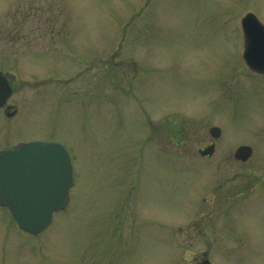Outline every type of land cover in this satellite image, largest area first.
Returning a JSON list of instances; mask_svg holds the SVG:
<instances>
[{
  "label": "rangeland",
  "instance_id": "rangeland-1",
  "mask_svg": "<svg viewBox=\"0 0 264 264\" xmlns=\"http://www.w3.org/2000/svg\"><path fill=\"white\" fill-rule=\"evenodd\" d=\"M249 12L264 23V0H0V69L18 108L0 110V150L62 143L76 173L40 235L0 207V264H195L205 250L214 264H264ZM212 126L222 135L203 159ZM241 145L254 148L246 163Z\"/></svg>",
  "mask_w": 264,
  "mask_h": 264
},
{
  "label": "water",
  "instance_id": "water-1",
  "mask_svg": "<svg viewBox=\"0 0 264 264\" xmlns=\"http://www.w3.org/2000/svg\"><path fill=\"white\" fill-rule=\"evenodd\" d=\"M246 52L250 67L264 73V25L252 13L243 19ZM13 93L7 77L0 72V107ZM218 138L220 128H212ZM214 147L203 151L213 154ZM253 154L250 146H241L236 159L247 161ZM74 184V165L67 148L59 143L34 142L0 153V203L12 211L20 227L32 234L44 231L53 214L64 208Z\"/></svg>",
  "mask_w": 264,
  "mask_h": 264
},
{
  "label": "flooded vegetation",
  "instance_id": "flooded-vegetation-1",
  "mask_svg": "<svg viewBox=\"0 0 264 264\" xmlns=\"http://www.w3.org/2000/svg\"><path fill=\"white\" fill-rule=\"evenodd\" d=\"M253 75L260 76V77H264V76L259 75V74H257V73H253ZM254 81H255V80H254ZM251 84H252V83H251ZM253 84H254V83H253ZM255 84H256V83H255ZM262 86H264V83H263ZM4 109H6V108H4ZM163 128H164V127H163ZM214 143H215V141H210V142L207 144L206 147H208V146H210V145H213ZM195 229L198 231L199 234H201V235H204V234H205L204 231L202 230V225H201L200 223L197 224V226H196ZM191 236L194 237V236H195V233L192 232ZM209 240H210V238H209ZM207 249H208V248H207ZM225 251H226V249L222 248L221 252H222V254H223L224 257L227 255ZM223 252H224V253H223ZM209 253H210V254H209ZM211 255H212V254H211L210 251L205 250V251L199 256V258L197 259V261H196L195 264H206V261H207V260H210L209 257H211Z\"/></svg>",
  "mask_w": 264,
  "mask_h": 264
}]
</instances>
